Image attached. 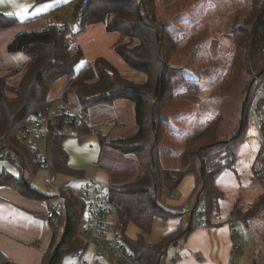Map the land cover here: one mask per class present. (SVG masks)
<instances>
[{
    "label": "trees",
    "instance_id": "obj_1",
    "mask_svg": "<svg viewBox=\"0 0 264 264\" xmlns=\"http://www.w3.org/2000/svg\"><path fill=\"white\" fill-rule=\"evenodd\" d=\"M44 1L48 0H36L37 3ZM71 4L78 30L88 24L101 22L108 31L117 32L124 37L123 41L114 46V52L129 68L145 74V81L140 84L124 77L102 56L75 70L82 51H70L66 39L67 29L52 21L39 30L18 32L9 41L7 51L19 52L28 59L22 69L14 70L18 75L14 82H6V76L0 75V157L14 164L20 171V176L14 178L2 175L0 185H9L33 199L50 200L54 197H48L31 187V178L37 169L43 167L38 149L18 135L27 119L45 104L59 98L67 102L68 92L71 91L74 100H69L68 104L73 103L82 113L81 124L76 128V136L82 137L94 128L88 122V108L128 100L133 104L136 132L119 138L99 135L98 140L101 151L111 148L119 153L135 155L140 175L136 183L111 186L110 193L118 201L125 222L123 239L136 259L143 264H166L168 247L191 231L194 214L188 215L189 222L184 227L179 226L157 241H147L144 234L151 232L155 217L167 219L172 215L184 214L160 204L163 191L177 188L187 173L196 176L199 174L196 181L200 188L198 192H191V202L197 207L203 204L204 218L208 219L210 209L217 208L219 199L222 198L215 189L216 176L223 169L218 165V158L222 155L232 163L236 160L235 150L244 141L242 139L246 136L247 126L245 129L241 126L238 133L229 138H219L216 133L218 118L211 119L200 132L186 138L181 155L184 169L177 172L168 166L164 167L159 161L157 143L161 129L166 130L168 122L156 115L155 110L157 102L165 97V91L168 90L170 94L178 85L179 77L174 78L173 75L179 74L180 70L168 64L166 54L174 47L170 45L175 44V40L167 34L165 23L155 16L152 10L154 0H72ZM16 23L15 17L0 12V29ZM243 23L242 27L233 25L231 30L233 52L221 81L225 89L236 84L239 77L245 74L251 75V79L255 75L264 77V1L250 10ZM59 78H63L60 97L51 98L50 88ZM183 83L187 86V91L194 84ZM63 127L61 117H57L54 124L48 125L46 168L54 175L70 174L72 178H82V173L66 167L67 153L62 146V139L71 133H62ZM193 159L199 165L202 164V170L197 172ZM250 164L249 184L258 185L261 191L244 207L239 203L240 197H237L228 221L240 222L245 229H249L254 241L257 243L258 240L257 248L258 245L261 248L264 244V146L261 143ZM60 192L61 198L53 217L46 216L51 220L53 236L49 248L43 254L42 264H60L65 254L82 245L78 230L84 215V202L65 185L61 186ZM128 223L138 228L139 232L135 237L126 234ZM261 250L264 251V248ZM257 252L258 259L253 264H264V252ZM0 264L12 263L0 253Z\"/></svg>",
    "mask_w": 264,
    "mask_h": 264
},
{
    "label": "rangeland",
    "instance_id": "obj_2",
    "mask_svg": "<svg viewBox=\"0 0 264 264\" xmlns=\"http://www.w3.org/2000/svg\"><path fill=\"white\" fill-rule=\"evenodd\" d=\"M263 1L264 0H154L152 6L155 16L165 23L167 34L175 40V44L172 43L170 45L174 47L166 54L168 64L173 68H178L180 70L179 74H182L180 77L178 73L175 74L173 72L174 78L175 76L179 77L178 85L170 94L168 90L165 91V97L160 102H157V110H155L156 115L161 116L168 122V128L166 130L161 129L162 133L159 134L157 143L161 164H163L165 160L164 167L168 166L170 169H174L177 172L184 169L185 166L181 162V155L186 138L191 134L200 132L211 119L218 118L216 133L219 138H229L238 133L241 126H244V129L245 126H247L246 136L244 135L242 139L244 141L238 145L235 150L236 160L232 163L231 161H228L226 157L223 158L222 155L218 158V165L223 167V169L216 176L215 189L223 198L219 207H212L210 209L209 218L206 219L205 217V222H208L211 215L214 214V211L218 209L219 217L221 216L222 218H225L229 216L237 197H240L239 203L244 207L254 200L261 191L258 185L249 184L250 163L252 157H254V154L260 146L256 128L249 121L250 115L248 107L253 88L249 83L251 75L245 74L240 76L236 81V84L233 86L229 85L228 89L223 87L221 81L227 72L233 52L231 34L233 25H236V27L237 25H240L239 27L244 26L243 21L246 19L250 10L255 7L256 4H261ZM61 9L62 12L60 17L69 25V29H67L66 32V39L69 42H72L73 36L71 33L73 32L77 34L81 32V30L77 31L78 26L72 15V4L66 3ZM31 26L33 25L30 23H20L19 25L14 24L11 27H8L11 30L8 33H2L0 30V60L2 64L9 63L13 57L11 54H15L14 56L18 59L23 56V59H25L24 61H27L28 58L19 52L9 53L7 51V45L18 32L24 29H29L28 27ZM115 38L114 35H109L99 39L95 45H93V42H90L87 52L77 62L75 70L80 69L85 64L86 55L90 57L93 56L92 58H89L90 61L98 56L105 58L108 57L110 60L112 59L115 61L114 59L119 57L114 52L113 43L115 41L109 44V42L113 41ZM120 38L123 41L124 37L121 36ZM113 61L111 63L115 64ZM114 66L118 69L116 65ZM8 67L9 66L5 67L4 71L3 67L0 66V75H5L6 82L12 83L18 77L17 72L14 71L16 66L11 68ZM125 68L131 69L126 64ZM118 71L120 73V69H118ZM128 79L140 84L145 81L144 79V81L138 82L132 77H129ZM183 82L194 84H192L187 91V86H185ZM62 85L63 78H59L53 83L49 92L51 98L60 97L59 95ZM193 88L195 90H193ZM72 95L71 91H69L66 103H68L69 100L70 102H73ZM244 100L245 103L242 111L241 106ZM127 102L130 101L127 100ZM101 106L103 105H96L88 108V112L89 110L110 111L107 107L106 109H103ZM122 107L124 110V112L121 113L122 117H124V120L128 125L129 123L134 125V111L133 113L131 111V115L129 116L128 112L131 109H127L126 105ZM131 108L134 110L133 107ZM111 110H114V108ZM101 119V116L96 117L94 128H92L90 132L82 135V137H77L76 132H74L62 139V146L67 153L66 167L70 170L82 173L83 177L87 179H95L98 167L108 166L115 168L117 171L115 174H118L116 175V178H123L126 175H130V169L135 167V164L118 160L117 158L120 155H115L116 159L113 156L103 155L101 159L98 160L99 152H101L98 136L107 134L114 124L113 120H109L108 124H105ZM89 121L93 122L90 120V117L88 118V122ZM35 141L37 143V148L43 150L44 141L42 139H36ZM103 150L110 152L108 150L112 149L104 148ZM130 156L133 157V155ZM193 161L197 172L199 169L202 170V164L199 165L197 160L193 159ZM117 165L123 169L122 173H125L124 175L119 174L120 170L117 168ZM137 167L139 169L138 163ZM48 173L50 172H45L44 169H37L35 175L30 180V185L40 193L52 197L54 196L55 188L47 186L43 182L44 177ZM192 174H185L177 188L174 190L163 191L162 196L159 199L160 204L172 209L174 212H181L180 206L182 204H192L191 192L193 190H197L198 192L200 188L199 183L196 181L200 175L198 174L196 176ZM2 175L18 178L20 176V171L10 161L0 158V176ZM50 176L52 179L55 178V183H59L63 180H71L72 178L70 174L60 176L50 173ZM124 180V183L129 181L126 180V178ZM79 184V181H74L67 184L66 187L73 190L76 189ZM110 186L113 185L110 184ZM52 199L53 200L49 203H57L55 197ZM188 199L190 200L189 203H187ZM240 204L237 206H240ZM204 209L205 208L201 209V204H199L195 218L199 217L200 213H204ZM185 218L186 217L183 218V222L185 221ZM177 220L178 217H170L167 221L168 229H171V227L173 228ZM43 222L46 224L45 221ZM84 222L85 219L83 217L79 224L78 231L81 230ZM164 222L166 221L156 217L151 232L149 234H144V238L153 240L161 236V233L163 232L162 227L163 224H165ZM245 231L249 239L248 243L244 245L247 262L248 257L250 256V260L247 264H253L258 259L259 253L257 251H261V253L264 252L261 250L264 248V244L261 248L258 245L257 248L256 244L258 243V240L257 243L254 241L252 238V232L249 229L246 228ZM125 232L130 237H135L139 231L134 224L128 223ZM25 245L31 246L30 243H26ZM173 248L174 246L170 245L167 249L165 256L166 264H170L174 252ZM99 258L102 261V264H106V260H108L110 256L102 254ZM72 262L73 259L71 255L65 254L60 264H71Z\"/></svg>",
    "mask_w": 264,
    "mask_h": 264
},
{
    "label": "crops",
    "instance_id": "obj_3",
    "mask_svg": "<svg viewBox=\"0 0 264 264\" xmlns=\"http://www.w3.org/2000/svg\"><path fill=\"white\" fill-rule=\"evenodd\" d=\"M71 2L72 0H48L40 3H37L36 0H3V2H0V12L5 15L15 17L17 19L16 25H19L20 23H30L33 25L28 27L29 29H24L22 31H34L46 27L51 21L55 24L60 21L65 22V20L60 17L62 12L61 8L66 3ZM65 23L67 24V22ZM0 30L2 33H8L11 31L10 28H4ZM71 34L73 36L72 42H77L79 50L82 51V57L87 52L90 42H93V45H95L99 39L103 38L104 36L107 37L109 35H114L116 37L113 41L109 42V44L113 43L114 41H119L118 43L122 41L119 33L117 34V32L108 31L105 28V24L101 22L88 24L86 27L81 29V32L77 34L72 32ZM114 43L113 46L118 44ZM11 55H13V57L8 64H2L0 60V66L3 67V70L7 66L10 68L16 66L17 70L22 69L26 63V61H24L25 59H23V56L18 59L16 56H14L15 54ZM92 57L86 55L85 63L90 62L89 58ZM108 59L109 61L112 60H110V58ZM114 60L115 61L112 60L115 62V64H113L116 65L118 69H120L121 75L127 78L132 77L138 82L144 81L145 74H134L133 72L139 71L125 68V64L119 57ZM125 105L127 109H131L128 112L130 116L131 111L133 113L131 108L133 107L132 103L127 102V100H119L111 105L101 106L103 109H106L107 107L110 109V111L89 110L90 120L93 121H89V123L95 125V118L101 116V120H103L105 124H108L109 120L114 121L112 129L107 134H105V136L108 138L131 136L136 132L137 126L136 124L133 125L131 123L128 125V123L124 120V117H122L121 113L124 112L122 106ZM71 106L75 107L73 103ZM113 108L114 110H111ZM108 151L110 152L104 150L99 152L100 154L98 156V160H100L103 155L113 156L115 159V155H120L117 158L118 160L134 163L135 167L130 169V175H126L123 178H116V175L118 174H115L117 171L112 166L98 167L95 179L104 183H108L109 185L111 184L117 186L136 183L140 175V170L137 167L138 161L136 156L131 153L118 154L119 152H114V150ZM130 155H133V157ZM159 161L161 162L160 154ZM164 164L165 160L162 165L164 166ZM117 168L120 170V175L125 174L122 173L123 169L121 167L117 165ZM44 171L47 172L45 169ZM57 175L62 176L63 174ZM125 178L126 180H129L127 183L123 182L125 181ZM54 179L55 178L52 179L54 186H66L69 184L67 182L68 180L55 183ZM222 198L219 199V204L217 207H219ZM51 200L53 199H33L22 195L15 188L9 185H0V253L12 264H42L43 254L45 250L49 248V244L53 236L51 220L46 218V211ZM189 202L190 200L188 199L187 203ZM182 213L184 214L170 216L178 217L174 227H171V229H168L167 226V221L170 217L163 219L166 222L163 224V232L161 233V236L176 230L179 226L184 227L186 224H188L189 214L186 212ZM184 217L186 218L183 222ZM228 217L229 216L225 218H222L221 216L219 217V209L215 210L209 221L205 222L203 226H193L191 231L186 236L178 238L176 242L172 244L174 246V252L173 256L171 257L170 264H247L250 260V256L248 257L247 262L244 245L248 243L249 239L245 231V227L237 221L229 223ZM43 221H45L46 224H44ZM161 236L157 237L158 239L156 238L153 240L145 239L147 241L154 242L159 240ZM26 243H30L31 246L25 245Z\"/></svg>",
    "mask_w": 264,
    "mask_h": 264
},
{
    "label": "built area",
    "instance_id": "obj_4",
    "mask_svg": "<svg viewBox=\"0 0 264 264\" xmlns=\"http://www.w3.org/2000/svg\"><path fill=\"white\" fill-rule=\"evenodd\" d=\"M57 25L68 29L64 21ZM78 44L69 42V50L77 51ZM252 96L249 106L250 122L255 126L259 141L264 146V77L255 78L252 84ZM57 117H61L64 122L62 133H74L81 124L82 113L78 108L69 106L61 99L45 104L34 115L27 119L26 125L19 130V136L31 146L37 148L36 139L44 141V149L39 150L41 166L46 168V137L48 135V125L54 124ZM49 172V171H48ZM79 181L80 184L72 193L84 202V225L78 231L82 239L80 248L68 253L73 262L71 264H102L99 256L107 254L110 256L106 264H143L136 259L134 253L126 245L123 239L124 225L119 203L111 195V186L108 183L96 179L71 178L68 183ZM43 182L47 186H54L50 173H48ZM65 183V182H64ZM62 185H56L54 197L58 202L61 198L60 188ZM58 203H50L49 210L46 212L47 218H52ZM204 205L201 204V209ZM181 212L194 214L193 224L203 226L205 223L204 213L195 218L197 214V205L183 204L180 206Z\"/></svg>",
    "mask_w": 264,
    "mask_h": 264
},
{
    "label": "water",
    "instance_id": "obj_5",
    "mask_svg": "<svg viewBox=\"0 0 264 264\" xmlns=\"http://www.w3.org/2000/svg\"><path fill=\"white\" fill-rule=\"evenodd\" d=\"M256 77H257V75H255V76L251 79V81H250V85L253 83V81L255 80ZM245 100H246V98H245ZM245 100L242 102V106H241L242 111H243V107H244Z\"/></svg>",
    "mask_w": 264,
    "mask_h": 264
},
{
    "label": "snow or ice",
    "instance_id": "obj_6",
    "mask_svg": "<svg viewBox=\"0 0 264 264\" xmlns=\"http://www.w3.org/2000/svg\"><path fill=\"white\" fill-rule=\"evenodd\" d=\"M0 2H3V0H0Z\"/></svg>",
    "mask_w": 264,
    "mask_h": 264
}]
</instances>
